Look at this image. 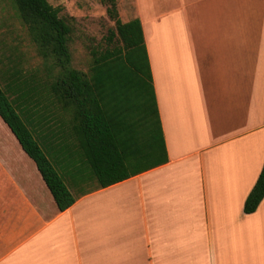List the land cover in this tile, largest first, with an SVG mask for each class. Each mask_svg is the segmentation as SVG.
<instances>
[{"label": "crops", "instance_id": "1", "mask_svg": "<svg viewBox=\"0 0 264 264\" xmlns=\"http://www.w3.org/2000/svg\"><path fill=\"white\" fill-rule=\"evenodd\" d=\"M259 1L122 0L168 162L106 188L67 184L64 211L0 119V264H264V198L243 212L264 162Z\"/></svg>", "mask_w": 264, "mask_h": 264}, {"label": "trees", "instance_id": "2", "mask_svg": "<svg viewBox=\"0 0 264 264\" xmlns=\"http://www.w3.org/2000/svg\"><path fill=\"white\" fill-rule=\"evenodd\" d=\"M10 1L37 54L51 62L56 75L41 86L0 69V119L34 162L58 210L75 202L67 184L106 188L166 164L139 20L122 22L116 0H99L114 29L103 50H90L91 65L84 73L71 65V27L58 8L48 0ZM62 154L69 164L62 163ZM263 198L264 162L243 212L254 213Z\"/></svg>", "mask_w": 264, "mask_h": 264}, {"label": "rangeland", "instance_id": "3", "mask_svg": "<svg viewBox=\"0 0 264 264\" xmlns=\"http://www.w3.org/2000/svg\"><path fill=\"white\" fill-rule=\"evenodd\" d=\"M52 7L59 9V17L71 27L68 47L71 65L86 73L91 65L90 50H103L109 31L114 29V20L99 0H48ZM122 0H116L119 19L125 21ZM244 9L249 3L243 1ZM257 9L264 8V0L257 2ZM121 13V15H120ZM0 69L19 72L21 79H34L38 85H50L56 75L51 62L44 61L30 42L26 29L20 23L10 0H0ZM47 92L43 91V95ZM63 164H69L64 154ZM59 159V156L56 157ZM56 166V164L54 163ZM57 167V166H56ZM89 170V168H86Z\"/></svg>", "mask_w": 264, "mask_h": 264}]
</instances>
